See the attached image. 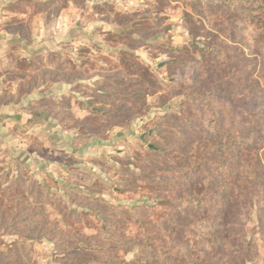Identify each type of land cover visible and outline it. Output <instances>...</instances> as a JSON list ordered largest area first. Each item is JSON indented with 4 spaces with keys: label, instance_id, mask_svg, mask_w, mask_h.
I'll list each match as a JSON object with an SVG mask.
<instances>
[{
    "label": "rangeland",
    "instance_id": "1",
    "mask_svg": "<svg viewBox=\"0 0 264 264\" xmlns=\"http://www.w3.org/2000/svg\"><path fill=\"white\" fill-rule=\"evenodd\" d=\"M205 6L206 0H0V199L5 187L19 183L55 226L48 233L53 241L6 234L0 228L3 250L24 242L33 250L29 264H80L93 251L72 252L75 244H63L60 231L97 233L102 224L94 215L99 210L113 222L118 217L112 211H128L140 219L128 235L158 233L148 213L134 214L136 207L191 194L197 186L205 189L202 178L176 189L171 178L159 176L178 169L173 162L183 152L180 145L189 151L196 136L184 129L182 137L176 129L182 124L169 115L180 109L188 88L179 70L165 66L169 54L157 49L171 43L199 57L192 44L196 40L199 46H240L249 52L243 34L205 19ZM220 9L230 14L222 6L212 11ZM145 21L143 38L130 24L137 28ZM129 31L144 44L130 48L114 40ZM122 50L149 65L155 84H142L137 75L119 71ZM251 52L259 58V74L261 54ZM26 59L36 68L25 77ZM135 88L148 90L138 103L129 96ZM90 105L105 113L94 120ZM83 210L91 216L77 214ZM244 228L255 245L249 260L240 264H264L257 206ZM137 254L135 246L125 258Z\"/></svg>",
    "mask_w": 264,
    "mask_h": 264
},
{
    "label": "trees",
    "instance_id": "2",
    "mask_svg": "<svg viewBox=\"0 0 264 264\" xmlns=\"http://www.w3.org/2000/svg\"><path fill=\"white\" fill-rule=\"evenodd\" d=\"M217 6L228 8L230 14L226 15L222 9L212 11ZM205 7L208 10L205 19L226 24L243 34L249 52L240 46H199L196 40L192 44L199 57L171 43L157 45V49L169 54L165 66L179 70L188 88L182 94L180 109L169 115L182 124V129L176 127L182 137L186 135L184 129L196 136L189 151H185L184 143L180 145L183 152L175 160L177 164L172 161L178 169L164 170L159 176L171 178L176 189H182V182L202 178L200 182L206 190L197 186L191 194L174 195L167 201L132 210L134 214L141 210L148 213L149 222L157 224L158 233L128 235L126 231L139 224L140 219L128 211H112L118 217L113 222L110 214L103 216L99 210L94 215L102 224L97 233L85 235L81 229L60 231L63 244H75L72 252L93 251L80 264H240L250 258L255 244L247 238L244 227L255 206L264 228V0H206ZM147 23L137 28L131 23V30L143 33L141 36L145 38ZM132 31L123 32L114 40L130 48L143 45ZM252 48L261 54L263 66L259 74L256 70L260 61L252 54ZM34 64L28 59L23 62L25 77L30 69L36 68ZM118 69L137 75L136 81L142 84H155L149 65L141 62L134 52L121 51ZM28 88L31 89L30 84ZM147 94L144 88L129 92L133 103ZM89 108L94 120L105 113L101 108L93 109V105ZM3 193L0 228L4 233L41 238L55 231L46 209L36 201H29L25 187L10 183ZM77 214L87 218L91 211ZM49 240L53 241L51 237ZM1 243L0 238V246ZM135 246L137 257L126 259V253ZM32 251L24 242H13L6 250L0 247V264H29Z\"/></svg>",
    "mask_w": 264,
    "mask_h": 264
}]
</instances>
